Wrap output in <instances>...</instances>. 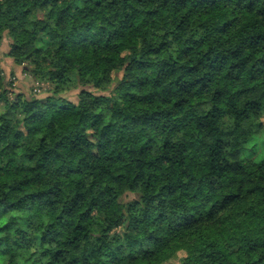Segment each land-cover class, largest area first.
Returning a JSON list of instances; mask_svg holds the SVG:
<instances>
[{"label":"trees","instance_id":"16d2710c","mask_svg":"<svg viewBox=\"0 0 264 264\" xmlns=\"http://www.w3.org/2000/svg\"><path fill=\"white\" fill-rule=\"evenodd\" d=\"M6 36L51 89L0 74V264H264V0H0Z\"/></svg>","mask_w":264,"mask_h":264},{"label":"rangeland","instance_id":"374dc122","mask_svg":"<svg viewBox=\"0 0 264 264\" xmlns=\"http://www.w3.org/2000/svg\"><path fill=\"white\" fill-rule=\"evenodd\" d=\"M8 43L9 40L6 36L3 38V41L0 44V74L6 79L10 89L17 93L23 94L25 97L33 95L38 98H42L50 95L49 91L51 88L48 84L35 81L29 77L23 72L22 67L16 66L13 60L7 56ZM77 94L78 91H72L66 94L65 97H67L70 101H75ZM255 144L256 147L260 149V151L256 150L257 154H255V152L249 153L252 155V157L254 156L256 160L260 161L262 159V154L259 155V153L264 151V137L260 138L257 142H255ZM248 148H250V146H248ZM167 264H179V261L174 260Z\"/></svg>","mask_w":264,"mask_h":264}]
</instances>
